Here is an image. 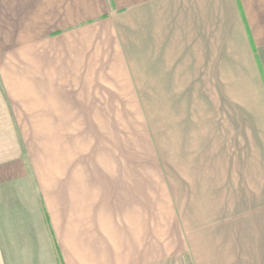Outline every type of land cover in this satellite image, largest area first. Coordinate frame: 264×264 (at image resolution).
I'll use <instances>...</instances> for the list:
<instances>
[{
  "label": "rangeland",
  "instance_id": "374dc122",
  "mask_svg": "<svg viewBox=\"0 0 264 264\" xmlns=\"http://www.w3.org/2000/svg\"><path fill=\"white\" fill-rule=\"evenodd\" d=\"M128 56L123 73L48 65L31 81L29 169L42 182L74 170L77 190L65 192L92 207L78 233L65 234V262L51 229L53 264H264L262 252L242 255L237 241L249 213L232 192L231 107L214 72L199 80L175 60L139 65Z\"/></svg>",
  "mask_w": 264,
  "mask_h": 264
},
{
  "label": "crops",
  "instance_id": "0c3cea01",
  "mask_svg": "<svg viewBox=\"0 0 264 264\" xmlns=\"http://www.w3.org/2000/svg\"><path fill=\"white\" fill-rule=\"evenodd\" d=\"M130 52L139 65L175 60L199 80L214 72L231 107L232 192L249 213L237 241L242 255L264 257V0H0V264L56 262L51 229L64 259L65 234L91 216L90 202L65 192L77 190L74 170L42 182L29 169L31 81L48 65L123 73ZM79 176L90 189V173Z\"/></svg>",
  "mask_w": 264,
  "mask_h": 264
},
{
  "label": "trees",
  "instance_id": "16d2710c",
  "mask_svg": "<svg viewBox=\"0 0 264 264\" xmlns=\"http://www.w3.org/2000/svg\"><path fill=\"white\" fill-rule=\"evenodd\" d=\"M59 255H60V253H59Z\"/></svg>",
  "mask_w": 264,
  "mask_h": 264
}]
</instances>
